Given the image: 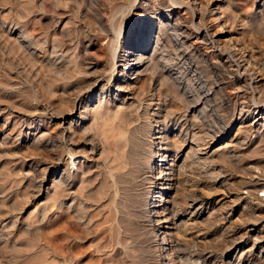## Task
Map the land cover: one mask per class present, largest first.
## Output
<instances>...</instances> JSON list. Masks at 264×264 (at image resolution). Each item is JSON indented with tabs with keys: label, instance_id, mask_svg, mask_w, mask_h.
<instances>
[{
	"label": "rangeland",
	"instance_id": "1",
	"mask_svg": "<svg viewBox=\"0 0 264 264\" xmlns=\"http://www.w3.org/2000/svg\"><path fill=\"white\" fill-rule=\"evenodd\" d=\"M186 3L0 0V264H264V0Z\"/></svg>",
	"mask_w": 264,
	"mask_h": 264
},
{
	"label": "bare ground",
	"instance_id": "2",
	"mask_svg": "<svg viewBox=\"0 0 264 264\" xmlns=\"http://www.w3.org/2000/svg\"><path fill=\"white\" fill-rule=\"evenodd\" d=\"M181 1V0H180ZM186 2H188V3H192L191 5H193V3H195V0H185ZM197 2V1H196ZM181 3V2H180ZM188 3H186V5H188ZM196 5V4H195ZM171 10V9H170ZM173 14V13H172ZM210 16H212L209 20L210 21H215V22H217V21H219L220 19H219V17L218 16H215V14L214 13H211V15ZM200 16H199V14H197L196 12L194 13V15H193V18H192V22L193 23H195V25L198 23V24H200ZM179 23V22H178ZM184 24V23H183ZM194 25V26H195ZM176 27V26H175ZM187 27V26H186ZM178 28V27H177ZM121 29V28H120ZM120 29H117V26H116V30H117V34H119V31H120ZM184 29V28H183ZM189 29V28H188ZM182 30V29H181ZM186 30H187V28H186ZM183 32V31H182ZM187 32V31H186ZM220 32V30H218V31H210L209 29H208V27H206V26H200L199 25V27H197V29H196V32L194 33V34H192V35H194L193 36V38H195L196 39V41H198V42H207V43H213V44H215L216 45V47H217V49H219L220 51H221V53L222 54H228V56L229 57H232L233 55H234V53H235V50H234V48H233V46H234V43H231V37H227V36H224L223 38H221V37H219L218 35H217V33H219ZM189 37V36H188ZM236 44V43H235ZM212 45V44H211ZM242 46V45H241ZM235 47V46H234ZM133 49H134V47H133ZM140 49V48H139ZM239 50V49H238ZM117 51V50H116ZM141 51V50H140ZM246 51V50H245ZM134 52H136V50L134 51H132L131 53H130V51L128 52V53H130L129 55H128V53L125 55V54H117V56H116V64H118L119 66H130L129 68H130V72L131 73H136V70H137V66H141L142 65V63H143V61H141L142 60V57L140 56V55H138V54H136V53H134ZM238 53V52H237ZM251 52H245V53H243L242 52V54H241V58H240V60H238L237 62H236V64L234 65V66H224V68L226 69V71L228 72V74H233V77H234V80L238 83L239 81H240V78H242V75L244 74V73H246V72H249L250 71V69H251V67H250V60L251 61H253L254 62V65H255V63H257L258 61L257 60H252V57H251V54H250ZM142 55V54H141ZM234 57V56H233ZM236 57V56H235ZM237 58H238V56H237ZM254 58V57H253ZM258 59V58H257ZM233 61V60H232ZM258 64V63H257ZM262 64V63H261ZM252 65V64H251ZM262 78H263V76H262ZM257 80H259V82L261 81V76H260V78L259 79H257ZM263 80V79H262ZM217 85H219V86H222V85H225L224 84V82L221 80L220 82H218L217 83ZM234 86V85H233ZM238 87V86H237ZM233 87H231V89H232ZM233 89H235V88H233ZM236 90H238V88L236 89ZM236 90L235 91H233L232 90V92L230 91V93H236ZM232 95V94H231ZM238 100V99H237ZM242 100V99H241ZM229 102V101H228ZM244 103V102H243ZM247 105V104H246ZM254 105V104H253ZM257 116V115H256ZM259 121V118H257V117H255V119H254V123H257ZM259 124V123H258ZM260 125V124H259ZM199 149V148H198ZM197 149V147H196V149L195 150H198ZM168 169H171V167H167ZM168 174H170V172L168 173ZM160 176L158 175V177H156V178H159ZM207 194H205V195H201V197L203 196V197H205ZM209 195V194H208ZM192 215L194 214V213H191ZM167 220H169V219H163L162 220V223H164V224H166L167 223ZM160 221V220H159ZM158 221V222H159ZM197 223V222H196ZM191 224H194V223H191ZM165 227H167V226H165ZM256 238V237H255ZM264 247V246H263ZM264 262V261H263Z\"/></svg>",
	"mask_w": 264,
	"mask_h": 264
}]
</instances>
